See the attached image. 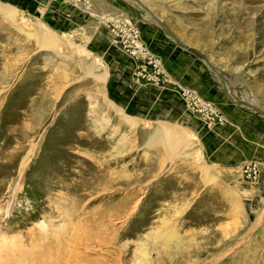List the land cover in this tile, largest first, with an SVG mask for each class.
Listing matches in <instances>:
<instances>
[{"label":"rangeland","instance_id":"obj_1","mask_svg":"<svg viewBox=\"0 0 264 264\" xmlns=\"http://www.w3.org/2000/svg\"><path fill=\"white\" fill-rule=\"evenodd\" d=\"M89 1L0 0V264H30L31 237L49 229L75 235L70 264H136L137 234L163 217L190 239L183 264H264V116L229 100L194 55L192 68L223 93L217 103L195 94L220 117L206 120L141 37L163 73L136 78V60L104 24L127 20L140 36L135 19L98 14ZM118 1L180 49L142 7ZM144 4L221 71L230 98L264 111V0ZM41 31L55 46L40 44ZM158 129L176 139L172 147L150 141ZM247 163L254 179L243 173Z\"/></svg>","mask_w":264,"mask_h":264},{"label":"bare ground","instance_id":"obj_2","mask_svg":"<svg viewBox=\"0 0 264 264\" xmlns=\"http://www.w3.org/2000/svg\"><path fill=\"white\" fill-rule=\"evenodd\" d=\"M130 1H132V2L136 3L137 5H139L135 0H130ZM138 1H140L148 9V11L147 10L146 11L148 13L150 12L152 15L150 13L149 14L151 16H154L153 18H155V20L157 19L158 21H160L151 12L149 7L146 4H144V2H147V1H150V0H138ZM7 13L11 14V12H9V11H7ZM111 18L112 17H110V18L107 17V19L104 20V22L112 21ZM121 20H123V19H121ZM126 22H128V21L126 20ZM165 28H167V27L165 26ZM35 37L40 42V44L43 45V46H49L50 47V46H55V44H56L55 38H53L50 35V33H48V31H47V33L45 31H41L40 33L36 32L35 33ZM114 42H116V41H114ZM139 42L145 48V45L142 43V41L140 40ZM190 48H192V47H190ZM145 50H147V48H145ZM127 54L129 56L133 57L129 52ZM208 62L211 64V62L209 60H208ZM99 66H101V65H99ZM98 69L100 70V67H98ZM162 70H163V68H162ZM229 92L227 91L228 94H229ZM230 100L234 102V101L239 100V99H236V98L232 97V98H230ZM118 110L121 112V109H118ZM129 121L133 122V120H131V119H129ZM157 131H159L160 134H157V135L151 137L150 141L152 143L154 141V142H158V143L164 144V145H166L168 147H172L173 140H174L173 137L170 134L163 133L159 129ZM175 134H177V133H175ZM174 142H176V139L174 140ZM40 225H41V227L43 229H45L44 228L45 226L43 224H40ZM176 226H177V224L175 225V223H173L170 220V218L163 217V218H161L160 224L155 225V226H150L148 228V230L142 234V236L137 234L138 236H137V239L135 240L134 250H133V252H134V263L136 262V264H153L155 262L156 264H161V261H159V259L161 260L162 257H165L170 264H183L189 258L188 255H190V254L185 252V251H187V246H184V244L186 243L187 240L190 241V239H187L186 241L183 240L181 235L179 234L178 228ZM67 233H68V235H67ZM86 234H87V232H84L82 235H84L86 237ZM41 238H42L41 241H43V242L40 241ZM31 239L34 240V241H37V242H35V245L38 248V250H37V252H34V253H33V251H30L29 255H26V257L24 256V258H27L28 261L31 262L30 264H70L71 261H69V259L71 258V255H66L67 241L71 242V240H75L76 239L75 235H73L70 232L66 231V234L64 236H60L59 232H58V235L53 236L52 231L49 229V233L48 234H44L43 233V235L40 234V235L31 237ZM9 240H10L9 242H11L13 239L11 238ZM45 240H48V241L46 242ZM188 246H189V244H188ZM119 247H120L119 250H117L118 253H120L121 255L123 253V255H125L126 243L120 244ZM2 249H3V246H2ZM152 252H155L157 254L156 255L157 256L156 257L157 261L154 260L153 257H151V253ZM186 254H188V255L186 256ZM178 256L179 257L182 256L183 259L182 260H177L176 258ZM21 257H23V255ZM67 259H68L69 262L67 261ZM8 260H11V258H9Z\"/></svg>","mask_w":264,"mask_h":264},{"label":"crops","instance_id":"obj_3","mask_svg":"<svg viewBox=\"0 0 264 264\" xmlns=\"http://www.w3.org/2000/svg\"><path fill=\"white\" fill-rule=\"evenodd\" d=\"M89 2L93 10L98 14L118 15L123 11V15L135 19L134 24L140 29L141 40L147 44L148 48H150L157 58L159 57L158 59L161 58L165 62L168 72L171 75L170 79L173 78V81L177 83L179 91H191L211 102L217 103L222 100V91L218 90L214 83L205 81L201 72L192 68V64L194 63L192 56L194 55L181 47L177 49L173 47L174 45H170L168 43L169 41L162 39L157 29L155 30L153 28L151 22L142 16L141 13L138 14L136 9L129 10L127 7V10L124 11L122 9L124 8V4L118 0H90ZM170 53H174L178 57L180 55L182 58L178 62V60L174 59L173 54L171 55ZM229 110L232 113L235 108H229Z\"/></svg>","mask_w":264,"mask_h":264},{"label":"built area","instance_id":"obj_4","mask_svg":"<svg viewBox=\"0 0 264 264\" xmlns=\"http://www.w3.org/2000/svg\"><path fill=\"white\" fill-rule=\"evenodd\" d=\"M71 2L77 6L88 7V0H65ZM104 24L107 27H111L112 31H115L116 42L120 43L123 49L128 53H130L134 59L136 60L133 75L136 78H156L157 76L153 75L152 68H157L161 73H163L162 66L158 59L151 55L149 51L145 50V48L141 45L140 36L137 33V28L132 24H129L125 20H117V21H106ZM152 70V71H151ZM160 76V74L158 75ZM182 95L188 101L189 105L193 107L195 111H197L200 115H202L206 120L220 121V117L218 116V112L215 111V107L208 101H204L196 96L193 92L188 90H183ZM243 173L245 176L249 178H255L257 175V168L254 163H247L243 166Z\"/></svg>","mask_w":264,"mask_h":264},{"label":"water","instance_id":"obj_5","mask_svg":"<svg viewBox=\"0 0 264 264\" xmlns=\"http://www.w3.org/2000/svg\"><path fill=\"white\" fill-rule=\"evenodd\" d=\"M145 11L147 10L148 11V9L140 2V1H138V0H135ZM150 13V12H149ZM151 14V13H150ZM152 15V14H151ZM152 17H154V16H152ZM155 19V18H154ZM156 21L165 29V31L171 36V38L173 39V40H175V42H177V44L182 48V49H184L185 51H187V52H189V53H192L193 55H195L196 57H198V58H200L202 61H204V63L211 69V70H213V71H215L217 74H218V77H219V79H220V81L222 82V85H223V87H224V89H225V91H226V87H225V84H224V80H223V76H222V74H221V71L220 70H218L216 67H214L213 65H211L209 62H208V60H207V58H206V56L203 54V53H199V52H197L196 50H195V48H190L188 45H186L185 43H183V42H181V40H179L178 38H177V36L174 34V33H172V32H170L167 28H165V26L162 24V22H160V21H158L157 19H156ZM226 93H227V91H226ZM227 96L229 97V99H230V96L228 95V93H227ZM233 102V101H232ZM233 103H236V104H243V105H245V106H248V107H251L252 109H254L255 111H257L258 113H260V114H262L263 116H264V111L261 109V108H259V107H257V106H255L254 104H251V103H249V102H247V101H243V100H236V101H234Z\"/></svg>","mask_w":264,"mask_h":264}]
</instances>
